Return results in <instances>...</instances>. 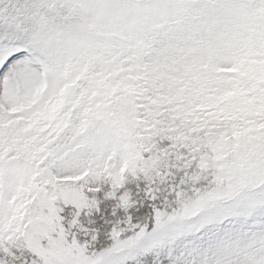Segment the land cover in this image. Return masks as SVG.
<instances>
[{
  "label": "snow or ice",
  "instance_id": "snow-or-ice-1",
  "mask_svg": "<svg viewBox=\"0 0 264 264\" xmlns=\"http://www.w3.org/2000/svg\"><path fill=\"white\" fill-rule=\"evenodd\" d=\"M0 264H264V0H0Z\"/></svg>",
  "mask_w": 264,
  "mask_h": 264
}]
</instances>
